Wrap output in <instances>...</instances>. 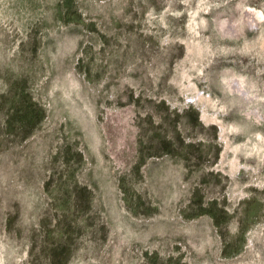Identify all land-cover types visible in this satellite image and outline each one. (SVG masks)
I'll use <instances>...</instances> for the list:
<instances>
[{"label":"rangeland","instance_id":"1","mask_svg":"<svg viewBox=\"0 0 264 264\" xmlns=\"http://www.w3.org/2000/svg\"><path fill=\"white\" fill-rule=\"evenodd\" d=\"M0 264H264V0H0Z\"/></svg>","mask_w":264,"mask_h":264}]
</instances>
